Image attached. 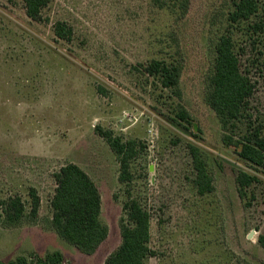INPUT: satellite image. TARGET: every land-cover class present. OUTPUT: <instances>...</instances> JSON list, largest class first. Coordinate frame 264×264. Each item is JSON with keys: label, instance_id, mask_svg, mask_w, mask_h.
Wrapping results in <instances>:
<instances>
[{"label": "rangeland", "instance_id": "374dc122", "mask_svg": "<svg viewBox=\"0 0 264 264\" xmlns=\"http://www.w3.org/2000/svg\"><path fill=\"white\" fill-rule=\"evenodd\" d=\"M162 3L50 0L37 22L22 0H0V201L19 196L28 212L29 188L40 198L36 222L0 226V263L58 251L60 264H104L121 243L122 207L135 199L150 215L154 255L146 264H264V171L224 141L250 123L264 137V34L234 28L241 69L255 89L251 119L225 130L205 97L230 0H188L183 16ZM56 22L71 28L70 41L54 35ZM153 60L179 66L177 89L146 73ZM96 127L138 144L129 183L118 181L116 155ZM191 147L205 162L210 194L196 193ZM68 163L100 194L108 235L92 255L49 225L53 175ZM241 171L257 178L242 198Z\"/></svg>", "mask_w": 264, "mask_h": 264}, {"label": "trees", "instance_id": "16d2710c", "mask_svg": "<svg viewBox=\"0 0 264 264\" xmlns=\"http://www.w3.org/2000/svg\"><path fill=\"white\" fill-rule=\"evenodd\" d=\"M50 0H22L25 13L33 21L42 20V11ZM160 6L170 11L185 15L188 0H162ZM224 33L218 36L214 45V63L209 80V90L205 97L208 106L216 114L222 128H237L242 120L251 119L248 113L249 100L255 85L247 71L241 69L240 57L236 52L233 36L234 28L246 27L250 36L264 34V0H230V11L225 20ZM235 29V30H236ZM54 35L61 40L70 41L72 32L63 22L53 25ZM146 73L158 77L165 88L177 89L180 78V68L167 65L162 61L153 60L146 68ZM95 132L103 138L119 164L118 181L129 183L132 179L130 162L138 153L135 141L123 142L113 136L110 131L99 127ZM225 144L233 147L238 157L251 167L264 171V137L259 127L251 123L238 138L225 137ZM190 154L195 171L193 185L199 196L213 191L212 180L205 162L198 149L191 147ZM56 187L50 199L52 216L50 227L56 234L73 245L81 253L92 255L105 241L108 235L107 227L101 222V198L95 183L76 164L68 163L53 175ZM257 178L247 172H239L235 177L237 192L242 198L246 189ZM29 211L19 196L8 197L0 201V226L17 228L25 219L36 222L40 206V198L35 188H29ZM126 221L120 223L121 243L105 260L104 264H146V259L154 255L149 247L150 215L135 199H130L122 207ZM264 246V235L258 238ZM62 256L58 251L46 254L36 261L27 262L24 257L7 264H60ZM3 264V263H0ZM247 264V263H245Z\"/></svg>", "mask_w": 264, "mask_h": 264}, {"label": "water", "instance_id": "95a60500", "mask_svg": "<svg viewBox=\"0 0 264 264\" xmlns=\"http://www.w3.org/2000/svg\"><path fill=\"white\" fill-rule=\"evenodd\" d=\"M249 238V237H248Z\"/></svg>", "mask_w": 264, "mask_h": 264}]
</instances>
